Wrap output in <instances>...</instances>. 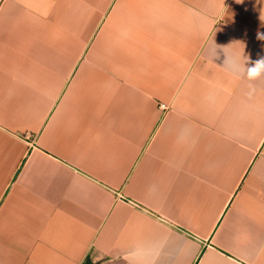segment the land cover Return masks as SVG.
Here are the masks:
<instances>
[{
	"label": "crops",
	"instance_id": "obj_1",
	"mask_svg": "<svg viewBox=\"0 0 264 264\" xmlns=\"http://www.w3.org/2000/svg\"><path fill=\"white\" fill-rule=\"evenodd\" d=\"M261 37L264 0H0V264H264Z\"/></svg>",
	"mask_w": 264,
	"mask_h": 264
},
{
	"label": "clouds",
	"instance_id": "obj_2",
	"mask_svg": "<svg viewBox=\"0 0 264 264\" xmlns=\"http://www.w3.org/2000/svg\"><path fill=\"white\" fill-rule=\"evenodd\" d=\"M264 38V37H261ZM241 58L243 59V53L241 54ZM246 61V59H245ZM261 75H264V58L257 60L253 66L247 68V76L250 80H254Z\"/></svg>",
	"mask_w": 264,
	"mask_h": 264
},
{
	"label": "built area",
	"instance_id": "obj_3",
	"mask_svg": "<svg viewBox=\"0 0 264 264\" xmlns=\"http://www.w3.org/2000/svg\"><path fill=\"white\" fill-rule=\"evenodd\" d=\"M164 106V105H163Z\"/></svg>",
	"mask_w": 264,
	"mask_h": 264
}]
</instances>
